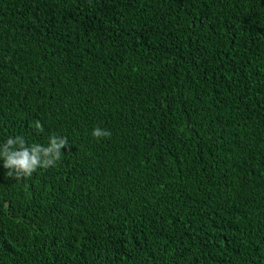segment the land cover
<instances>
[{
	"label": "trees",
	"instance_id": "trees-1",
	"mask_svg": "<svg viewBox=\"0 0 264 264\" xmlns=\"http://www.w3.org/2000/svg\"><path fill=\"white\" fill-rule=\"evenodd\" d=\"M15 136L0 264H264V0H0Z\"/></svg>",
	"mask_w": 264,
	"mask_h": 264
},
{
	"label": "clouds",
	"instance_id": "clouds-1",
	"mask_svg": "<svg viewBox=\"0 0 264 264\" xmlns=\"http://www.w3.org/2000/svg\"><path fill=\"white\" fill-rule=\"evenodd\" d=\"M35 127L43 131V126L37 121ZM93 137H110L111 132L96 127L92 131ZM68 142L64 137H50L48 146L33 144L26 145L23 137H9L0 144V159L3 167L8 169L7 176L19 180L30 177L37 168H48L54 166L60 159L61 148L67 147Z\"/></svg>",
	"mask_w": 264,
	"mask_h": 264
}]
</instances>
